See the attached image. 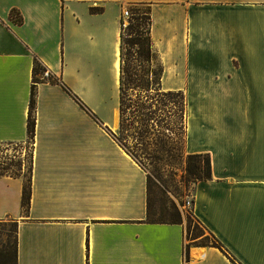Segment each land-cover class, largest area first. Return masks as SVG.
<instances>
[{
  "label": "crops",
  "instance_id": "1",
  "mask_svg": "<svg viewBox=\"0 0 264 264\" xmlns=\"http://www.w3.org/2000/svg\"><path fill=\"white\" fill-rule=\"evenodd\" d=\"M141 6L161 87L186 97L185 152L211 159L193 214L227 253L187 246L184 223L148 221V174L113 137L122 11ZM35 60L27 213L23 178L0 176L14 264H264V0H0V143L28 141ZM234 95L248 97L236 105Z\"/></svg>",
  "mask_w": 264,
  "mask_h": 264
},
{
  "label": "trees",
  "instance_id": "2",
  "mask_svg": "<svg viewBox=\"0 0 264 264\" xmlns=\"http://www.w3.org/2000/svg\"><path fill=\"white\" fill-rule=\"evenodd\" d=\"M132 16L128 20V25L124 26L122 20L121 33V70H120V128L117 133H112L115 140L120 143L123 149L130 154L142 166V162L135 151L126 144L125 139L128 136L136 138L143 143L151 139L153 132V123L157 121L162 124L164 121V132L166 139L158 135L157 143L160 144L161 150L167 146V139L171 138L165 131H171L181 128L186 121V97L183 91H165L161 87V78L164 72V66L159 61L158 55L153 51L150 37L151 17L149 8L146 10L140 7L132 9ZM11 19L16 23H22V17L13 9L11 11ZM126 32H128L126 34ZM157 63V68L152 69V63ZM43 72L42 66L37 60L34 64V83L31 90V101L29 107V115L27 122L28 141H33L35 136L36 116H35V95L36 85L39 81L37 74ZM153 76V77H152ZM53 82L57 79L50 77ZM155 83V84H153ZM151 87H154L153 89ZM140 89L144 95L137 94L134 97V91ZM154 90V95H151ZM157 97V98H156ZM160 103V114L155 113L152 109L153 102ZM168 102L173 104V109H163ZM163 106V107H162ZM171 121V122H170ZM171 123V124H170ZM136 124V126H135ZM179 126V127H178ZM133 132L130 133V131ZM161 133V132H159ZM167 133V132H166ZM185 145V143H184ZM168 147V146H167ZM186 173L189 180L199 182L211 178V159L209 154H187L186 156ZM143 167V166H142ZM144 168V167H143ZM8 175L12 177H20L17 174H10L7 171H0V176ZM24 180L22 192V209L23 213H27L31 199V179ZM148 193H149V176H148ZM148 221L150 222H166L162 218L155 219L150 210V201L148 195ZM180 223V222H169ZM213 242L203 246H215L225 253L223 244L211 233Z\"/></svg>",
  "mask_w": 264,
  "mask_h": 264
},
{
  "label": "rangeland",
  "instance_id": "3",
  "mask_svg": "<svg viewBox=\"0 0 264 264\" xmlns=\"http://www.w3.org/2000/svg\"><path fill=\"white\" fill-rule=\"evenodd\" d=\"M147 7L141 6L140 9L146 10ZM130 9L131 12L133 8ZM128 32H126L127 34ZM157 68V63H152V69ZM249 73H258L257 64H253L248 69ZM153 77V76H152ZM155 84V83H153ZM156 85V84H155ZM152 89L154 87H151ZM140 89L134 91V97L137 94L144 95ZM151 90L150 94L154 95ZM253 98L246 101L250 106L248 119H258V94L251 95ZM246 95H234L232 103L239 101L240 98L246 99ZM157 98V97H156ZM191 109L196 110L198 96L188 95ZM241 101V100H240ZM239 101V102H240ZM231 103V104H232ZM241 105V104H240ZM160 103L153 102L152 109L157 108L158 115L161 110ZM163 107V106H162ZM174 108L171 102H168L164 110L168 114V109ZM246 114L243 112L242 118ZM168 122V120H167ZM153 123V135L146 142H139L136 138L128 136L125 141L128 147L137 153L142 162V166L149 176V201L150 210L155 219L162 218L166 222L184 223L186 227V240L188 245L203 246L213 242L209 231L201 224L193 214V193L195 182L189 180L186 173L185 152V128L184 123L181 128L171 131H165L171 138L167 139L165 150L155 139L158 135L166 139L164 124ZM171 122V121H170ZM171 124V123H170ZM136 126V124H135ZM179 127V126H178ZM133 130L130 131V133ZM161 132V133H159ZM167 132V133H166ZM32 141L25 143H0V171H7L10 174H17L25 180H29L31 171ZM14 246H15V223L10 219L0 221V264H14Z\"/></svg>",
  "mask_w": 264,
  "mask_h": 264
},
{
  "label": "built area",
  "instance_id": "4",
  "mask_svg": "<svg viewBox=\"0 0 264 264\" xmlns=\"http://www.w3.org/2000/svg\"><path fill=\"white\" fill-rule=\"evenodd\" d=\"M132 16V12L130 9H127V8H124L123 11H122V20L124 22V26H127L128 25V20L129 18ZM50 73L48 70H46L44 72V78H50Z\"/></svg>",
  "mask_w": 264,
  "mask_h": 264
}]
</instances>
